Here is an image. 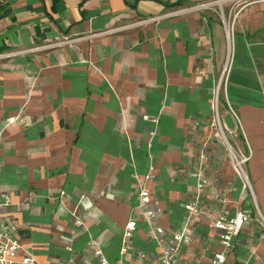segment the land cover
<instances>
[{
	"label": "crops",
	"instance_id": "obj_1",
	"mask_svg": "<svg viewBox=\"0 0 264 264\" xmlns=\"http://www.w3.org/2000/svg\"><path fill=\"white\" fill-rule=\"evenodd\" d=\"M198 1L0 0V53L78 39L0 58V215L16 227L17 259L102 264L100 249L109 264H160L187 222L186 204L198 201L181 263L209 264L221 250L213 221L245 211L250 219L225 264H264V1L237 17L222 95L233 141L251 151L253 194L212 125L226 53L216 13L119 29ZM141 187L151 195L144 207ZM156 225L165 230L161 244Z\"/></svg>",
	"mask_w": 264,
	"mask_h": 264
},
{
	"label": "built area",
	"instance_id": "obj_2",
	"mask_svg": "<svg viewBox=\"0 0 264 264\" xmlns=\"http://www.w3.org/2000/svg\"><path fill=\"white\" fill-rule=\"evenodd\" d=\"M264 0H204L198 1L186 6L178 7L168 13L150 17L146 19H142L132 25L119 27L120 30L126 29L129 27H135L139 25H143L146 23H150L159 19H162L166 16H180V15H188L192 13H198L203 11H212L216 13L219 19L222 22V25L225 30V40H226V53L222 66V70L217 82V85L214 89L213 101H212V125L215 129V134L219 138L220 141L225 145V147L229 151L230 161L232 163L233 169L236 174L240 177L243 187L245 189L250 190L253 194L252 184L247 171V163L251 158L250 149L248 152L242 151L237 144L233 141L234 131L230 129L226 120L223 117L222 113V95L227 93V87L229 82V76L234 64L235 58V26L238 15L244 10L246 7L257 3L262 2ZM118 30V29H115ZM78 39H73L69 37H64L63 39L48 43L41 46L31 47V48H23L18 50L7 51L4 53H0V58L13 57L17 55L29 54L33 51L39 50L41 48H51L55 46L68 45L71 44ZM228 111L235 119L238 126H241V121L236 113V111L232 108V106L228 105ZM147 118V116H145ZM87 197L82 195L79 199L78 204L80 206L86 207ZM151 203V195L150 192L141 187L139 191L138 197V207H144ZM198 201H194L186 204L185 208L189 212L187 222L191 219V213L196 212L198 210ZM89 206V205H88ZM160 209H149L146 211V218L148 221L157 218ZM74 216L75 211L72 213ZM250 216L245 211H239L236 215L232 217L220 216L216 218L212 226L219 230V239L221 244V250L218 251L209 264H225L227 261L228 253L233 249V239L238 236L243 229L244 224L249 221ZM187 222L183 229L178 232H175L171 236L170 243L163 247L160 264H183L180 262L179 253L182 246L185 243H188L191 240L192 229L188 227ZM77 224H81V220H76ZM137 227V221L135 218L128 221L124 231V237L129 238L132 236L133 232ZM16 227L12 223V221L6 217H2L0 215V264H39L36 258L30 254L26 253V255L17 259L18 252L22 249V245L19 239L15 236L14 231ZM154 239L161 244L162 243V235L165 233L163 227L156 225L151 230ZM95 254L100 257L102 264H109L106 257L103 255L100 249L95 251Z\"/></svg>",
	"mask_w": 264,
	"mask_h": 264
},
{
	"label": "rangeland",
	"instance_id": "obj_3",
	"mask_svg": "<svg viewBox=\"0 0 264 264\" xmlns=\"http://www.w3.org/2000/svg\"><path fill=\"white\" fill-rule=\"evenodd\" d=\"M227 122V121H226ZM228 124V123H227ZM229 125V124H228ZM225 149H226V151H227V153H228V157H229V159H230V156H229V151H228V149L225 147ZM250 191V190H249Z\"/></svg>",
	"mask_w": 264,
	"mask_h": 264
}]
</instances>
